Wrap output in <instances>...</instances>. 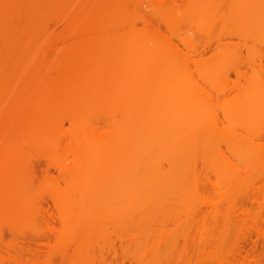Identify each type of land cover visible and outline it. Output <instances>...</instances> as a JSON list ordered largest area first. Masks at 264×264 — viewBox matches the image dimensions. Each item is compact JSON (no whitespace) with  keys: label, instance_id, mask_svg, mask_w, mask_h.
I'll return each mask as SVG.
<instances>
[{"label":"bare ground","instance_id":"1","mask_svg":"<svg viewBox=\"0 0 264 264\" xmlns=\"http://www.w3.org/2000/svg\"><path fill=\"white\" fill-rule=\"evenodd\" d=\"M132 3L0 0V145L57 149L65 140L72 159L59 152L56 159L73 164L63 169L67 186L59 203L94 213L106 198V209L123 224L183 208L199 164L223 182V199L233 196L243 175L264 177V153L255 142L264 134V77L254 73L224 102L228 125L219 126L192 62L160 30L150 24L153 30H139ZM254 7L264 18V0ZM226 63L212 65L207 77L228 78ZM102 119L104 128L97 124ZM25 157H0L13 161L0 168V217L24 211L16 161ZM193 193L206 196L197 186ZM70 227L71 239L82 244L81 227Z\"/></svg>","mask_w":264,"mask_h":264},{"label":"rangeland","instance_id":"2","mask_svg":"<svg viewBox=\"0 0 264 264\" xmlns=\"http://www.w3.org/2000/svg\"><path fill=\"white\" fill-rule=\"evenodd\" d=\"M257 1L133 0L129 6L139 30H160L192 62L201 92L213 98L208 111L217 115L221 127L228 125L224 102L254 73L264 77V18L254 7ZM55 29L64 31L63 26ZM257 36L263 39L254 40ZM219 61L227 62L229 77L212 82L207 74ZM199 68L205 70L202 77ZM234 68H240L243 77ZM62 124L69 127L68 120ZM97 124L106 126L103 119ZM256 138L264 153V134ZM1 144L0 157L14 152L26 156L16 162L24 177L17 186L26 191L27 202L19 217H0V264H264V177L243 175L233 196L223 199V182L210 167L199 164L183 208L123 224L106 209V198L94 213L59 203L67 186L63 169L73 164L56 159L58 152L72 159L65 140L57 149L10 145L7 140ZM221 149L227 153L225 144ZM9 162L0 161V168ZM195 186L206 200L193 193ZM86 204L90 207L93 197H87ZM72 225L81 227L82 244L71 239Z\"/></svg>","mask_w":264,"mask_h":264}]
</instances>
